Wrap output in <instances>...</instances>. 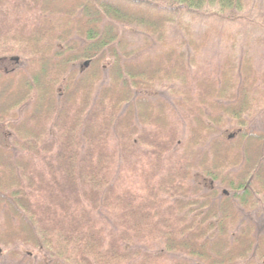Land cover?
<instances>
[{
  "label": "trees",
  "instance_id": "trees-1",
  "mask_svg": "<svg viewBox=\"0 0 264 264\" xmlns=\"http://www.w3.org/2000/svg\"><path fill=\"white\" fill-rule=\"evenodd\" d=\"M248 2L0 0L7 264H264V72L192 27Z\"/></svg>",
  "mask_w": 264,
  "mask_h": 264
},
{
  "label": "rangeland",
  "instance_id": "rangeland-1",
  "mask_svg": "<svg viewBox=\"0 0 264 264\" xmlns=\"http://www.w3.org/2000/svg\"><path fill=\"white\" fill-rule=\"evenodd\" d=\"M214 19H198L193 25L195 34L200 33L206 27L217 28L213 31L211 41L208 43L207 48L202 52V59L207 62H217L218 57L225 51V45L228 44L229 39L225 31L237 33L236 40L238 42L237 56L240 55L242 44L246 43L252 49V56L254 58L255 67L259 72H264V0H249L247 9L242 13L241 20L236 23H231L228 26L219 25ZM130 31V30H129ZM170 39L180 38L181 32L175 26H171L168 31ZM255 40H259L258 43ZM22 66V63L20 64ZM159 93L164 99L169 100L167 91L164 88L157 87L155 93ZM264 108V106H263ZM264 124V109L256 111L249 122V127L252 129H259ZM231 131V130H230ZM24 255H27L31 260H39L44 257L43 252L29 249L27 247L19 246L17 248ZM6 251L0 253V262L7 264ZM9 264V263H8Z\"/></svg>",
  "mask_w": 264,
  "mask_h": 264
}]
</instances>
